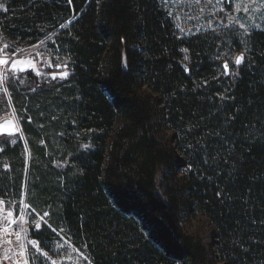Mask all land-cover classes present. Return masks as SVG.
I'll return each mask as SVG.
<instances>
[{
    "label": "trees",
    "instance_id": "1",
    "mask_svg": "<svg viewBox=\"0 0 264 264\" xmlns=\"http://www.w3.org/2000/svg\"><path fill=\"white\" fill-rule=\"evenodd\" d=\"M0 5L5 37L33 44L57 30L51 45L70 57L67 79L19 73L45 113L40 120L31 110L22 124L33 160L31 205L48 209L52 226L87 245L93 264H264V31L245 38L247 57L234 64L238 76L222 72L215 79L224 62L212 55L214 36H178L159 0ZM183 48L189 50L188 73L179 64ZM141 87L150 94H141ZM55 89L62 95L57 100L50 93ZM158 106L166 110L161 120L168 116L179 128V142L193 145L185 150L189 164L179 186L170 184L174 155L158 136ZM53 108L60 111L55 119ZM29 117L59 133L65 145L60 158L57 151L46 157ZM73 131L84 133L90 147L62 136ZM23 178L19 144L4 145L0 196L19 199ZM195 215L212 230V250L185 230ZM38 223L31 232L43 243L50 230Z\"/></svg>",
    "mask_w": 264,
    "mask_h": 264
},
{
    "label": "rangeland",
    "instance_id": "2",
    "mask_svg": "<svg viewBox=\"0 0 264 264\" xmlns=\"http://www.w3.org/2000/svg\"><path fill=\"white\" fill-rule=\"evenodd\" d=\"M159 2L167 15L169 12L172 13V15H168V17L171 19L178 36L190 37L201 33H211L216 39V43L213 45L214 52L212 55L215 59L217 55H219L220 59L216 60H219L221 64L227 60L230 65V71L234 72L236 67L234 65V59L241 52H245V45L240 43L239 37L233 35L230 29L224 28L220 22L223 21L224 24H227L230 15H244L242 12H235L239 0H220L219 4L216 3V0H213L212 5L208 6L204 12H200L199 7L196 5L183 2V0H181V2H178V0H159ZM205 2L206 0H201L200 7H204ZM217 8L223 9V11H217L215 16L211 17L213 20V28L219 26L217 31H213V29L207 27V20L209 19L211 11ZM189 16L198 18L187 19ZM241 22L250 23L247 19H243ZM256 22L264 27V20H260L259 16L256 17ZM181 28L184 29V31H181ZM197 29H199V31H197ZM189 30H191V32ZM253 30L257 29H251V31ZM56 31H50L46 37L33 44L14 43V41L0 33L3 37L0 39V47H2L4 43L9 45L7 49H4V51L0 53V57H8V63L0 65V118L4 116L13 117L20 130V134L8 138L7 141L0 138V149H2L4 145L6 146V144L9 146L19 144L24 162V178L20 198L0 196V264H17L18 261H23L25 259L29 260V264H51L53 260L56 261V264H93L85 247L78 243L66 228H56L50 224L51 214L48 209L39 211L31 205L33 204L32 201L34 198L29 190L31 184L29 180V168L33 160L31 159L32 156L29 140L23 130L22 123L28 115H31V110L38 114L36 115L39 119L44 117L45 113L39 103H32V100L27 93L28 90L26 91L25 88L27 84L26 79L20 77L19 73L32 70L39 77L40 81L47 80V78L54 81L55 79L52 78V73L64 71V68L62 67L60 69L54 67L56 64L63 65L67 59L65 55L60 53L58 47H52L51 45V42L55 37L54 35H56ZM136 46L140 48V42L137 41ZM13 52L16 53L15 56L12 55ZM247 54L248 53L246 52L245 57H247ZM185 55L186 53L182 51L183 61L190 65L189 53H187L189 57L188 60L184 59ZM13 60L20 61V63L17 64L16 69H11L10 67ZM68 62L67 59V63ZM49 64L53 65V67H49ZM45 68H50L51 71L46 73L43 71ZM222 72H224V68L221 65L215 73V79L218 78ZM5 75H7V79L4 78ZM57 78H59V76H57ZM21 81H23V83H21ZM198 82H196V84L200 85ZM41 92L40 96L43 97L44 92ZM140 92L141 94H150L147 87H141ZM50 93L55 100L58 99L57 97H62L60 89H55ZM44 106L46 107V105ZM48 107L50 106L48 105ZM55 111L53 108L51 117L54 119L55 116L60 113L59 110H57V112ZM160 112L164 115L166 110L162 109L161 106H158L155 113V121L159 124L158 136L164 143H166L174 155L175 165L173 172L169 174L170 184L173 186H179L183 179L184 170L187 169L189 164L186 159L187 155L185 150H192L193 145L189 140H186L184 143L179 142L181 141V136L177 133L179 128L175 123L169 121L168 116H164V119L161 120ZM28 120L32 122L36 130H38L42 136L40 145L38 146H45L46 157L49 158L53 152L57 151L55 153H58V158H60V153L65 145L61 144L62 139L60 138L62 137H60L59 133H50L48 131V126L50 125L48 124V126L44 128L45 124L42 121L35 122L33 118ZM176 134L179 136L178 138L174 137ZM62 136L67 137L69 140L78 139L81 140L82 144L89 145V141L84 139L86 136L84 133L73 131L69 134H62ZM48 141L49 144H47ZM195 144H197L196 148L199 151L198 145L201 146V140L196 141ZM54 163L55 162H53V165ZM9 168L10 167L7 163L3 165V169L8 170ZM75 171H77V169H75ZM9 212L12 213L11 216L8 215ZM45 213H48V216L45 217ZM41 217H44V219L41 220ZM38 222H43L50 230L49 239H46L43 243H41L39 239L34 238L31 232L33 226ZM184 225L185 230L188 233L199 234L203 238L207 248L212 250V230L208 224L204 223L200 215L189 217ZM5 227L8 228L7 232L3 231ZM21 228H23L24 231H21V239L17 240L15 233L20 231ZM9 240L11 241V244L7 243ZM21 243L24 245L23 249L20 247ZM5 249H11L7 252V259L5 258ZM44 252L48 253L47 259L43 256ZM37 255L40 256L39 261L30 259Z\"/></svg>",
    "mask_w": 264,
    "mask_h": 264
},
{
    "label": "snow or ice",
    "instance_id": "3",
    "mask_svg": "<svg viewBox=\"0 0 264 264\" xmlns=\"http://www.w3.org/2000/svg\"><path fill=\"white\" fill-rule=\"evenodd\" d=\"M67 2H68V4H71L72 0H67ZM99 2H100V0H97V3H99ZM178 2H181V0H178ZM183 2H187L189 4H194L197 7H199V11L200 12H204L205 9L208 6L212 5L213 0H206L204 7H200L201 0H183ZM216 3L219 4L220 0H216ZM0 7H3V6L0 5ZM5 11H7V9H5ZM217 11H223V9H219V8L213 9L211 11V13H210L209 19L207 20V27L210 28V29H213V31H217L218 28H219V26H217V28H213V20L211 18V17L215 16ZM235 12L236 13H241L242 12L244 15H242V16L230 15V18L228 19V23L227 24H224L223 21H221L220 24L223 25L224 28L230 29L232 31L233 35H236V36L239 37L240 43H242L245 46H247L249 40L245 39V38L248 37L250 39L251 29L255 28L257 30L264 31V27H262L261 24L256 22V17L257 16H259L260 20H264V0H239V3H237V5H236ZM168 15L171 16L172 13L169 12ZM197 18L198 17H193V16L187 17V19H197ZM243 19H247L248 21H250V23L241 22V20H243ZM61 27H63V25H61ZM240 30H242V31H240ZM181 31H184V29L181 28ZM189 31L191 32V30H189ZM197 31H199V29H197ZM2 38H3L2 34H0V39H2ZM41 43H43V42H41ZM8 47H9V45L7 43H4L2 45V47H0V53H2L4 51V49H7ZM248 50L249 49L247 47H245V52H241L239 55H237L235 57L234 64L237 66V68L244 62L245 53ZM17 51H19V50H17ZM181 51L186 53L184 59L188 60L189 57H188L187 53H188L189 50L187 48H183V49H181ZM12 55L15 56L16 53L13 52ZM67 59H70V57L67 58ZM67 59H66V62L63 65H61V64L54 65V67L57 68V69H60L61 67L64 68V71L52 73V78L53 79H56L57 76H59V78H61V79H67V77L70 75V72L68 70ZM216 59H220V56L217 55ZM7 63H8V57L7 56L0 57V65H4V64H7ZM18 63H20V61L13 60L12 64L10 65L11 69H16ZM48 66L49 67H53V65H51V64H49ZM223 68L225 70L223 74L225 76L229 75V72L227 71L228 70V61L227 60L224 61ZM13 75H14V73H13ZM232 75L238 76L239 75L238 70L236 72L232 73ZM4 78L7 79V75H5ZM21 83H23V81H21ZM205 83H207V81H205ZM220 99L221 100H225V99H228V97H225L224 95H220ZM29 119H31V118L29 117ZM231 119H234V117L231 118ZM16 130L18 131V129H16ZM81 147L87 149V148L90 147V145L82 144ZM0 150H2V149H0ZM216 195L220 196L221 194L219 192H217ZM33 211H34V209H33ZM8 215L11 216L12 213L9 212ZM44 216L45 217L48 216V213H45ZM43 219H44V217H41V220H43ZM253 223L255 224L256 221H253ZM262 223H264V222H262ZM35 227L39 228L40 227V223H36ZM3 231L7 232L8 228L5 227L3 229ZM21 231H24V229L21 228L20 231H17L15 233L17 240L21 239ZM7 243L11 244V241L9 240V241H7ZM86 246L87 245H85V247ZM20 247H21V249L24 248L23 243H21ZM10 250L11 249H5V258L6 259L8 258L7 257V252L10 251ZM13 255H15V254H13ZM43 256L45 257V259H47L48 258V253L44 252ZM30 259L34 260V261H39L40 256L39 255L33 256ZM17 264H20V262L18 261ZM23 264H29V260L28 259L23 260ZM51 264H56V261L53 260L51 262Z\"/></svg>",
    "mask_w": 264,
    "mask_h": 264
},
{
    "label": "water",
    "instance_id": "4",
    "mask_svg": "<svg viewBox=\"0 0 264 264\" xmlns=\"http://www.w3.org/2000/svg\"><path fill=\"white\" fill-rule=\"evenodd\" d=\"M123 66H126V55H122ZM179 64L185 69L186 73L189 72V66L184 61L180 60ZM224 64V63H223ZM223 66V65H222ZM187 69V70H186ZM228 72H230V65L228 63ZM18 129V131L16 130ZM20 134L17 122L11 116H4L0 118V138H10Z\"/></svg>",
    "mask_w": 264,
    "mask_h": 264
},
{
    "label": "built area",
    "instance_id": "5",
    "mask_svg": "<svg viewBox=\"0 0 264 264\" xmlns=\"http://www.w3.org/2000/svg\"><path fill=\"white\" fill-rule=\"evenodd\" d=\"M20 262V264H23V261H19Z\"/></svg>",
    "mask_w": 264,
    "mask_h": 264
}]
</instances>
